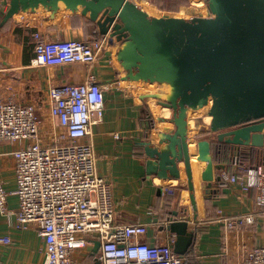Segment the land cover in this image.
I'll return each instance as SVG.
<instances>
[{
	"label": "crops",
	"instance_id": "crops-1",
	"mask_svg": "<svg viewBox=\"0 0 264 264\" xmlns=\"http://www.w3.org/2000/svg\"><path fill=\"white\" fill-rule=\"evenodd\" d=\"M189 2L191 6H185L188 10L193 8L192 0ZM185 7L180 6L178 10ZM7 8L4 0H0V18ZM195 9H198L196 5ZM196 14L200 15L193 12L189 17ZM36 31L52 40H88L95 31L99 33L96 24L80 11L59 9L51 15L40 5L35 11L14 14L0 26V101L11 99L16 103L34 105L40 120L38 136L43 142H51L63 132L57 119L50 113L48 91L51 86L80 83L89 77L100 83H111L102 93L103 118L91 125L86 140L91 142L94 150L97 174L113 185L115 222L143 223L147 226V233L141 238L143 241L149 244L172 242L173 247L176 236L167 229V225L171 214L177 212V218L186 219L189 230L196 233L194 245L187 254L182 255L185 264H244L245 253L252 246L264 245V209L256 207L254 191H242L235 184L221 183H215L205 190V183L200 178L204 162L190 161L196 200L194 211L183 162L178 164L179 178L160 179L154 174L147 175L146 157L140 142L147 140L150 134L151 140L156 143L159 131H172L170 123L158 120L159 117L170 116V110L158 105L154 99H141L140 95L144 93L137 92L135 87L139 81L123 78L125 71L115 56L118 42L110 44L108 50L91 65L72 63L37 67L31 64L34 55L32 34ZM153 101L155 110L151 107ZM163 107L166 108L165 113L157 109ZM204 114H197L201 116L202 125L188 126L189 154H197L194 136L208 127V117ZM150 119L154 121L152 129L149 127ZM164 125H168V129H163ZM26 142L0 143V180L9 192L7 204L12 212L17 208L13 152ZM162 149L167 148L163 145ZM195 165L199 170L197 181L193 173ZM223 170L231 174L235 168L224 166L218 173ZM164 186L170 187L173 192L167 193ZM243 213H253L254 223L226 233L219 214L232 216ZM14 219V214L7 218L0 212V264H42L43 238L34 226L14 228L11 224ZM5 236L10 238L7 244L1 240ZM95 241L98 240L90 238L82 251L73 252V259L83 264L97 263L98 251H92Z\"/></svg>",
	"mask_w": 264,
	"mask_h": 264
},
{
	"label": "water",
	"instance_id": "water-1",
	"mask_svg": "<svg viewBox=\"0 0 264 264\" xmlns=\"http://www.w3.org/2000/svg\"><path fill=\"white\" fill-rule=\"evenodd\" d=\"M203 2L205 15L177 17L151 15L132 0H4L8 8L0 18L2 26L14 14L40 5L51 15L59 9L80 11L101 35H109V44L118 42L115 56L125 71L123 78L156 82L159 91L140 98L170 109L169 117L158 120L170 123L172 131H159L156 143L150 134L140 142L146 173L179 178L178 164L183 162L194 211L188 115L200 108L201 99L211 98L204 114L210 117L208 127L194 136L204 162L200 178L205 190L220 182L218 171L224 167L214 163L213 142L228 144L232 154L264 148V0ZM171 215L167 229L176 236L174 252L182 256L194 245L196 233L177 212ZM99 246L95 241L93 253Z\"/></svg>",
	"mask_w": 264,
	"mask_h": 264
},
{
	"label": "built area",
	"instance_id": "built-area-1",
	"mask_svg": "<svg viewBox=\"0 0 264 264\" xmlns=\"http://www.w3.org/2000/svg\"><path fill=\"white\" fill-rule=\"evenodd\" d=\"M33 36V66L55 67L82 63L91 65L108 49L109 35L97 31L88 40L46 39L38 31ZM111 83L93 77L80 83H64L49 88L50 113L63 132L51 142L38 136L39 117L32 104L0 101V143L28 141L13 152L15 159L17 208H8L9 192L0 180V212L16 229L34 226L44 241L42 264H83L73 259L90 238L100 241L98 262L92 264H185L172 242L149 244L143 223L115 222L116 203L112 183L96 172L95 154L86 140L91 125L102 120V93ZM118 135H116L117 137ZM245 151H234L235 171L220 172L221 184H235L242 191H254L258 209H264V148L255 150L254 161L240 159ZM167 193L170 187L164 186ZM226 233L254 223L253 213L219 214ZM9 243L10 238H1ZM244 264H264V245L252 246Z\"/></svg>",
	"mask_w": 264,
	"mask_h": 264
},
{
	"label": "trees",
	"instance_id": "trees-1",
	"mask_svg": "<svg viewBox=\"0 0 264 264\" xmlns=\"http://www.w3.org/2000/svg\"><path fill=\"white\" fill-rule=\"evenodd\" d=\"M151 4L156 5L159 10L167 11H177L178 8L182 5L189 4V0H145ZM153 124V119L149 121V127L151 128ZM212 152L214 163L218 165L227 166L228 168L233 167L232 164V152L231 147L226 143H212ZM255 151H252L249 154H243L240 156L241 160L253 162ZM221 183V182H218Z\"/></svg>",
	"mask_w": 264,
	"mask_h": 264
},
{
	"label": "bare ground",
	"instance_id": "bare-ground-1",
	"mask_svg": "<svg viewBox=\"0 0 264 264\" xmlns=\"http://www.w3.org/2000/svg\"><path fill=\"white\" fill-rule=\"evenodd\" d=\"M192 3H194L195 5H196V7H198V9H195L194 10V7L192 8V9H189L192 13L193 12H199L200 13V15H202V14H205L206 13V10H205V6H204V4H203V2H202V0H192ZM143 10H145L147 13H149V14H151V15H154V16H158V14H155L152 10H150L149 8H147V5H146V3H142V4H138ZM197 15V14H196ZM199 15V14H198ZM177 17H187V16H177ZM119 63V62H118ZM117 63V64H118ZM120 64V63H119ZM139 82H142V83H146V84H149V85H154L155 87L154 88H156V87H159L158 86V84L156 83V82H153V83H149V82H143V81H139ZM157 89V88H156ZM156 89L153 91V92H157L156 91ZM152 92V91H151ZM153 100V99H152ZM200 108H198L197 110H190V112L191 113H189V115H188V126L189 125H195V119H194V116H195V114L197 115V114H200L201 112H205L206 111V109H207V107H208V105L211 103V98L208 96V97H204L203 99H201L200 100ZM151 107L155 110L156 108H155V105H154V101L151 103ZM164 108V107H163ZM157 108V109H159L160 110V112H163V113H165L166 112V108ZM168 110H170L169 108H167ZM192 114H194L193 116H192ZM191 116H192V118H191ZM167 117H169V116H167ZM166 117V118H167ZM207 121H210V117H208L207 119H206ZM167 123V122H166ZM168 125H164L162 128L163 129H168ZM191 143V142H190ZM201 146L204 148L205 147V144L204 143H202L201 144ZM195 147H196V141H195ZM196 151H197V148H196ZM191 155V160L190 161H192V162H194V163H198L200 160H199V154H198V152H197V154H195V153H191L190 154ZM196 161V162H195ZM193 173H194V178H195V180L197 179V176H198V174H199V170H198V167L195 165L194 167H193ZM197 181V180H196Z\"/></svg>",
	"mask_w": 264,
	"mask_h": 264
},
{
	"label": "rangeland",
	"instance_id": "rangeland-1",
	"mask_svg": "<svg viewBox=\"0 0 264 264\" xmlns=\"http://www.w3.org/2000/svg\"><path fill=\"white\" fill-rule=\"evenodd\" d=\"M132 1H134L135 3H139V4H142L144 1H141V0H132ZM148 2V1H147ZM149 3V2H148ZM146 4L147 5V8H149L150 10H152L154 13H158V14H167V15H171V14H173V15H175V14H178V13H180V14H182L181 16H187V17H189V15H191L192 14V12L190 11V10H188V8L187 7H185V6H191V3L189 2V4H187V5H182V7H185L184 9L182 8V10H177V11H165V12H161V11H158L157 10V7H156V5L155 6H153L151 3H149V4ZM203 4H204V2H203ZM192 5H193V7L195 6L193 3H192ZM204 6H205V4H204ZM190 9H192V7L190 8ZM197 12V11H196ZM206 14V13H205ZM205 14H202V15H205ZM198 15V14H197ZM114 49V48H113ZM122 67V66H121ZM136 85H135V87H136V91L137 92H140V93H151V91L153 92L156 88V91H159V87H156V88H154L155 86L154 85H149V84H143V83H140V82H138V83H135ZM159 86V85H158ZM191 113V112H190ZM194 114H192V116H193ZM196 115V114H195ZM192 116H191V118H192ZM195 117V116H194ZM202 119H201V116H197L196 117V121H195V125H202V121H201Z\"/></svg>",
	"mask_w": 264,
	"mask_h": 264
}]
</instances>
